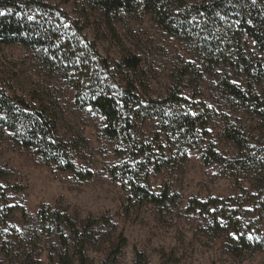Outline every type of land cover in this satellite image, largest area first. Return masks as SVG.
<instances>
[{"label":"trees","instance_id":"16d2710c","mask_svg":"<svg viewBox=\"0 0 264 264\" xmlns=\"http://www.w3.org/2000/svg\"><path fill=\"white\" fill-rule=\"evenodd\" d=\"M101 13L107 29L115 35V23L122 16L134 19L150 15L157 26L187 46L192 60L179 71L163 96L153 97L147 77L140 72L141 58L126 52L110 62L94 40L85 33V25L59 4L42 0H0V44L22 45L33 54L35 64L49 77L55 73L74 89L75 102L89 105L100 117L98 133L115 143L119 163L109 168L112 178L121 181L128 191V204L151 203L164 207L173 202L167 186L154 189L148 179L186 160L188 151L199 148L210 136L215 109L201 96L184 94L183 83L193 71H218V89L235 111L248 113L257 129L239 120L225 134L237 154L234 166L253 173L256 183L240 190L233 198L207 197L189 200L187 211L204 214L208 234L225 238V246L235 256L264 253V0H85ZM53 87L37 82L28 98L6 93L0 84V137L12 141L77 180L92 175L74 163L81 140L69 141L59 131L61 108ZM158 130L153 139L138 133V124L156 119ZM85 141V140H84ZM206 162H222V155L209 144ZM1 177V174H0ZM8 188L0 183V251L11 264H37L33 259L41 233L60 243L56 264H90L86 255L94 243L90 231L94 222L87 220L84 229L65 210L41 204L37 219L41 231L31 230L28 246L23 234L11 224L18 206L9 204ZM22 210V209H21ZM23 218L27 213L22 210ZM111 257L99 264L115 262L127 244L118 235ZM135 264H150L136 252Z\"/></svg>","mask_w":264,"mask_h":264},{"label":"rangeland","instance_id":"374dc122","mask_svg":"<svg viewBox=\"0 0 264 264\" xmlns=\"http://www.w3.org/2000/svg\"><path fill=\"white\" fill-rule=\"evenodd\" d=\"M42 1L59 4L72 17L80 19L89 39L96 42L109 62L120 59L126 52L139 56V70L147 77L153 97L165 95L179 71L193 58L190 47L162 31L150 15L118 18L114 35L107 29L101 13L85 0ZM190 70L191 78L187 76L183 82L184 94L190 97L201 91L206 103L215 109L210 136L199 148L189 150L183 162L149 174L154 189L167 186L176 194L173 202L164 207L151 203L132 206L128 204V191L109 172L121 157L115 154V143L99 135L100 117L89 105H77L74 89L55 73L49 77L44 68L35 64L32 52L22 45L0 44V84L6 93L28 98V91L37 82H49L61 108L60 134L69 141L83 139L75 151L74 163L82 172L92 171L90 177L77 180L73 173L61 171L16 145L9 136L0 137V183L8 188L9 204L18 206L10 222L23 234L25 246L30 244L31 230L41 231L37 211L41 204H48L65 210L82 229L87 220L94 222L90 228L94 243L86 248L90 264L108 260L120 234L127 244L116 261L108 264H135L136 252L144 254L150 264H264L261 251L241 257L233 255L225 246L224 237L212 238L208 234L209 223L204 214L186 209L193 197L233 198L240 195L241 188H250L258 181L252 172L243 171L231 162L237 149L225 134L239 120L254 130L258 125L248 113L235 111L225 102L218 89V71L208 73L200 69L198 76ZM260 91L264 96V84ZM158 122L157 118L146 119L138 124L137 131L153 139ZM210 143L222 155V162L205 161V148ZM21 209L27 213L25 219ZM59 245L57 238L50 240L41 233L33 259L37 264H56L49 256L55 255ZM0 264H11L1 251Z\"/></svg>","mask_w":264,"mask_h":264}]
</instances>
